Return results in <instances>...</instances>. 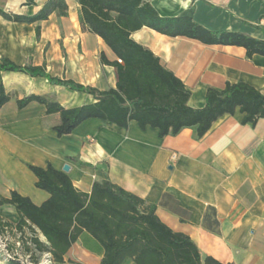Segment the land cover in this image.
<instances>
[{
    "label": "crops",
    "instance_id": "0c3cea01",
    "mask_svg": "<svg viewBox=\"0 0 264 264\" xmlns=\"http://www.w3.org/2000/svg\"><path fill=\"white\" fill-rule=\"evenodd\" d=\"M65 1L66 16L53 11L39 22L10 21L0 15V58L44 65L52 76L98 90L115 87L116 69L100 57L114 61L116 55L98 35L81 26L77 0ZM146 1L163 17L177 16L193 3L194 21L208 30L264 38L254 27L264 26V0ZM44 2L0 0V8L33 15ZM130 36L183 82L193 108L203 106L208 87L222 89L226 82L243 81L264 92V56L248 58L241 46L204 44L149 27ZM0 79L10 96L0 108V196L14 190L39 205L49 195L35 186L36 177L27 165L50 164L59 170L68 165L66 173L81 192L89 193L94 181L107 177L154 204L158 218L172 231L189 236L202 259L264 264V118L242 124L236 109L218 118L200 138L195 127L160 137L156 128L142 129L134 120L122 128L88 118L58 136L51 127L60 122L59 113H46L36 101L19 108L18 100L37 94L69 108L94 102L93 95L19 71H2ZM72 255L79 264H99L100 255L80 239L61 264L72 260ZM122 264L134 263L128 258Z\"/></svg>",
    "mask_w": 264,
    "mask_h": 264
},
{
    "label": "trees",
    "instance_id": "16d2710c",
    "mask_svg": "<svg viewBox=\"0 0 264 264\" xmlns=\"http://www.w3.org/2000/svg\"><path fill=\"white\" fill-rule=\"evenodd\" d=\"M77 2L81 26L98 35L121 60L108 61L100 57L102 63L115 67V87L98 90L52 76L44 65L16 64L6 57L0 58V72L19 71L44 77L52 84L94 96V102L69 108L37 94L18 100L19 108L36 101L45 106L46 113H59L60 122L51 127L58 136L72 132L88 118H98L105 124L122 128L134 120L142 129L156 128L160 137L195 127L198 138L218 118L232 115L236 109L242 114V124H255L257 119L264 118V92L243 81L226 82L222 89L208 87L203 106H189L190 92L183 82L130 35L142 27H149L171 37L184 36L204 44L241 46L248 58L254 54L264 56V38L208 30L194 21L193 3L177 16L163 17L146 0ZM34 3L35 0H25V4ZM53 11L66 16V1L45 0L33 15L6 12L1 8L0 15L10 21L34 23L47 19ZM254 27L264 34L263 25ZM36 35L39 36L38 26ZM9 98L0 79V108ZM27 166L36 177L35 186L49 196L39 205L14 190L6 197L0 196V206H11L18 216L15 223L0 216V233L19 232L25 238L22 241L25 252L34 264H38V255L44 253L50 255L52 262L63 263L64 255L79 239L82 245L100 255L99 264H122L128 258L134 264H223L211 256L202 259L189 236L172 231L158 218L154 204L112 183L107 177L94 181L89 193H84L73 185L63 170L50 164ZM10 264L18 263L11 261Z\"/></svg>",
    "mask_w": 264,
    "mask_h": 264
},
{
    "label": "rangeland",
    "instance_id": "374dc122",
    "mask_svg": "<svg viewBox=\"0 0 264 264\" xmlns=\"http://www.w3.org/2000/svg\"><path fill=\"white\" fill-rule=\"evenodd\" d=\"M0 216L5 220L15 223L18 219L14 209L9 206H0ZM27 231V230H26ZM28 233V231H27ZM27 236V235H25ZM42 240L44 238L39 235ZM24 237L19 234V232H5L0 233V264H10L11 261L17 262L18 264H34L29 255L25 252L22 245ZM68 259L66 264H79L74 259ZM38 264H56L50 259L48 253L38 255Z\"/></svg>",
    "mask_w": 264,
    "mask_h": 264
},
{
    "label": "water",
    "instance_id": "95a60500",
    "mask_svg": "<svg viewBox=\"0 0 264 264\" xmlns=\"http://www.w3.org/2000/svg\"><path fill=\"white\" fill-rule=\"evenodd\" d=\"M68 169H69L68 165H64L63 168H62V170L65 171V172L68 171Z\"/></svg>",
    "mask_w": 264,
    "mask_h": 264
},
{
    "label": "built area",
    "instance_id": "2783aa9c",
    "mask_svg": "<svg viewBox=\"0 0 264 264\" xmlns=\"http://www.w3.org/2000/svg\"><path fill=\"white\" fill-rule=\"evenodd\" d=\"M118 60V62H121V60L120 59H117ZM172 157H174V154H173V156Z\"/></svg>",
    "mask_w": 264,
    "mask_h": 264
}]
</instances>
